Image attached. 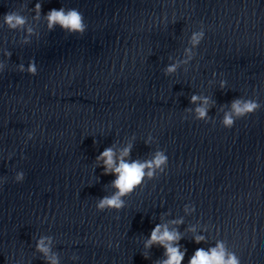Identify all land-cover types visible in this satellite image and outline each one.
I'll return each mask as SVG.
<instances>
[{"label": "clouds", "instance_id": "obj_1", "mask_svg": "<svg viewBox=\"0 0 264 264\" xmlns=\"http://www.w3.org/2000/svg\"><path fill=\"white\" fill-rule=\"evenodd\" d=\"M35 10L39 12L41 9V3L35 4ZM47 26L52 29L54 26L59 25L62 29L70 33L83 34L86 31L87 25L84 21L83 14L75 8L65 9L61 7L59 10L51 9L47 13ZM4 22L10 29H17L22 27L26 23V18L17 12H7L4 14ZM31 32V29L28 30ZM205 33L203 27L199 32L192 34V44L198 45L204 38ZM175 65H170L167 68L168 73L174 72ZM20 70L24 71L23 65L20 66ZM28 73L35 75L37 72L34 62H30ZM221 87H224V82H221ZM199 97L193 95L191 101L194 103ZM207 104V100L204 101ZM261 105L255 99L247 100H234L231 103V111L225 113L222 119V126L227 129H231L236 120L245 118L255 113ZM197 119L207 120V108L198 107L196 110ZM32 135L29 134V139ZM131 148L126 147L122 150L120 157L117 159L114 150L109 147L104 149L97 157V162L102 161L101 167H103L105 175H115L116 179L111 182V186L116 191L111 196H105L101 198L97 205V211L103 212L105 210L119 211L124 207V200L122 199L126 195H130L136 188H138L144 181L145 177H153L156 169L164 170L168 166V157L163 151H157L151 160L139 161L134 160L128 162L125 157L130 155ZM147 170V171H146ZM17 182L24 180V173L18 172L15 176ZM182 223V221H177ZM181 236L178 231H170L166 225L157 224L151 231L150 237L145 243V248H151L154 244H159L165 249L164 255L166 259L159 262V264H182L185 256V251L180 250L179 240ZM204 240V237H194V242L199 244ZM37 250L43 252L45 256H48L50 249L45 245L44 239H41L37 244ZM147 258V257H145ZM52 264H57L55 259L52 260ZM188 264H241L240 259L234 254L226 251L222 242H217L215 247L205 251L203 248L196 249L195 253L189 259Z\"/></svg>", "mask_w": 264, "mask_h": 264}]
</instances>
